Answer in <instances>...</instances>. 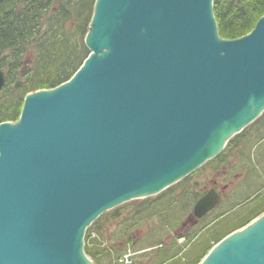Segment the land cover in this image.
Returning <instances> with one entry per match:
<instances>
[{"label": "water", "instance_id": "1", "mask_svg": "<svg viewBox=\"0 0 264 264\" xmlns=\"http://www.w3.org/2000/svg\"><path fill=\"white\" fill-rule=\"evenodd\" d=\"M85 44L69 80L0 124V264H96L95 220L195 172L264 112V15L225 39L214 0H96ZM220 200L209 190L191 222ZM199 264H264V213Z\"/></svg>", "mask_w": 264, "mask_h": 264}, {"label": "trees", "instance_id": "2", "mask_svg": "<svg viewBox=\"0 0 264 264\" xmlns=\"http://www.w3.org/2000/svg\"><path fill=\"white\" fill-rule=\"evenodd\" d=\"M95 2L96 0H0V69L5 72L6 78V83L0 91V124L18 120L26 94L56 87L69 80L79 69L90 54L85 44V37ZM214 13L220 36L235 39L253 29L258 19L264 15V0H214ZM18 81H21V85L16 88ZM263 120L264 113L233 137L222 153L202 166L203 169L210 164L216 172L225 166L232 169L231 166L235 161L230 164L229 148L235 147L236 156L240 161L236 162L237 166L234 165L235 170L232 169V172H237L233 176L245 173L242 178L247 177V181L249 178L257 180L253 183L256 189H253L254 191L243 202L228 211L220 212L211 221L206 219L207 215L200 219L197 224L202 226L199 233L205 230L207 236L201 244L191 248L196 250L200 247L199 250L180 262L173 263L174 258H179L182 252L178 240L180 237H185L188 242L196 238L199 233H195L192 228L197 225L182 234L174 235L169 229L170 226L173 227L172 222L163 220L156 227L149 225V231L137 241L129 233L125 244L130 245L135 251L144 252L142 257L146 258L145 264H198L212 247L211 242H219L264 212V125H261L264 124ZM254 126H258L255 131L252 130ZM255 162L260 165L259 171L255 168L257 165ZM254 169L257 171L254 172ZM249 184L247 182V185ZM171 191L173 187L168 188L155 199L147 198L136 205L129 213L130 216L125 218L122 224L125 225V230L119 232L120 236L125 237L132 224L141 225L134 219L139 213L145 212L142 216L148 218L150 213L147 212L156 204L164 206L165 202L159 201ZM202 195L203 193L197 189L185 188L178 199L174 200L172 196L170 197L173 202L182 203V206L183 199H187V202L191 203L188 211L190 212ZM230 202L232 201L227 200V196L223 194L220 204ZM241 204L244 205L242 209L239 208ZM124 205L110 212L114 219L120 217ZM163 206L156 207V216H162ZM107 214H103L92 224L85 238V251L98 264H111V253L120 250L117 245L111 250L107 246L108 243L105 245L102 240L101 233L104 229L102 220ZM177 224V228L181 227L179 222ZM92 232L97 233L96 238L92 237ZM156 234L159 236L155 237ZM160 235H164V238L168 235L171 239L164 242Z\"/></svg>", "mask_w": 264, "mask_h": 264}, {"label": "rangeland", "instance_id": "3", "mask_svg": "<svg viewBox=\"0 0 264 264\" xmlns=\"http://www.w3.org/2000/svg\"><path fill=\"white\" fill-rule=\"evenodd\" d=\"M18 82H20V85H21V81H18ZM261 125H264V124H261ZM257 127L258 126H254L252 128V130H254V129L256 130ZM263 129H264V127H263ZM260 131L263 132V130H260ZM241 140H243V137H241ZM263 149H264V146H263ZM229 151H230L229 152L230 164L234 163V161H235V163L231 166V168L234 171L235 170L234 165L236 164V162H239L240 159H239V157L236 156L237 155V149H235V147L229 148ZM252 154L254 156V151H252ZM254 161H255V159H254ZM236 166H237V164H236ZM255 168L259 171L260 165L259 164L255 165ZM232 169H228L225 166V167H221L216 172L213 170L212 165L209 164L206 167H204L203 169L200 168L199 170L195 171L192 175L189 176V178L187 177L188 179L186 181L182 180L178 184L174 185L173 191H171L169 194L164 195L162 197L163 199L161 198L160 201L158 200L159 202L164 201L165 202L164 206L161 204L160 205L156 204L152 210L147 212V213H150L148 218L146 216H142L143 214H145V212L139 213L137 215V217L134 219H136L137 222L139 221V223L141 225L139 224L140 226H138V225L134 226V224H132L133 226L128 229V233H127V235H125V237H121L120 233H119L122 229L125 230V227H124L125 225H122V224H124L123 222L125 221V218H127L128 215L130 216L129 213L132 210H134V207L136 205L142 203L147 198L136 199V200L130 201L128 203H125L124 207L121 210V215L118 218L114 219V217L112 216V213H110V212L114 211V209L107 212L108 214L102 220L103 227H104V229L101 233L102 240L104 242L108 243V247L111 250H114L113 248L116 247V245H117V247L120 248L119 251L115 252V250H114V252L111 253V259L113 260L114 257L120 256L121 254L125 253L128 248L132 249V247H130V245L125 244L127 241L129 233L132 235V237H135V239L137 241V240L141 239L145 235L146 232L149 231V228H148L149 225L152 227H156V225L163 222V220H169L173 224V227H171V226L169 227L172 234L179 235V234H182L183 232H185L186 230H188L190 226H188L187 224L186 225H184V224L186 223V221H185L186 218L188 216H190V212H192V210L190 212H188L189 209L191 208V203L187 202V199H183V206H182V203L173 202L170 196H172L174 200L178 199L180 193L183 190H185V188H190V189L194 188V189H197L200 193H204L205 191H208L211 188H216L218 191L223 192L224 186L230 184L232 182V177H234L233 175L235 173H237V172H232ZM257 170L254 169V172H256ZM258 175H260V174L258 173ZM247 182H249L250 184L247 185ZM256 182H257V180L255 181V180L250 179V178L247 181V177H244L240 180H238V179L235 180L234 184L227 187L225 189V192H223V194H225L227 196V200L232 201V202H230L229 204H224V203L219 204L217 209H214L212 212H210L206 216V219L208 221L209 220L211 221V219H213L214 216L219 215L220 212L223 213L225 211H228L229 209H231V207L236 206L239 203L243 202L245 200V198L248 195H250L256 189L253 187L254 186L253 183H256ZM259 184H260V182H259ZM259 184L257 186H259ZM159 195L160 194L154 195V196L148 197V198L155 199ZM161 206H163L162 216H160V215L156 216L157 215L156 214V212H157L156 207H161ZM243 207H244V205H242V204H241V206H239L240 209H242ZM177 222L180 223L181 227L180 226H179V228L176 227V225L178 226ZM201 227H202L201 225H197L194 228H192V230L194 229L195 233H199ZM204 231L205 230H203L201 233L197 234L196 238H193V240L188 241V242L185 241L186 240L185 237L179 238L178 241L181 244L180 250H182V252H181L179 258H177V257L174 258L173 263L180 262V261L186 259L187 257L193 255V253H195L197 250L200 249V247H199L196 250H191V248L198 246L199 244H201V242H203L205 240V238L207 236V231H205V232ZM157 234L155 235V237L159 236ZM160 238H161V240H164V242H168L171 239V237H169L168 235L165 236V238H164V235L163 236L160 235ZM217 243L218 242H215V241L211 242L212 247L210 248V250ZM190 246H192V247H190ZM132 250L135 251V249H132ZM135 252H138V251H135ZM143 253L144 252H138L135 254V264H145L146 258H143L144 256L142 257ZM172 253H174L173 250H172ZM202 259L200 260V262L202 261ZM106 260H108V258ZM111 264H112V262H111Z\"/></svg>", "mask_w": 264, "mask_h": 264}, {"label": "built area", "instance_id": "4", "mask_svg": "<svg viewBox=\"0 0 264 264\" xmlns=\"http://www.w3.org/2000/svg\"><path fill=\"white\" fill-rule=\"evenodd\" d=\"M132 263H133V257L131 253H128L119 259V264H132Z\"/></svg>", "mask_w": 264, "mask_h": 264}]
</instances>
